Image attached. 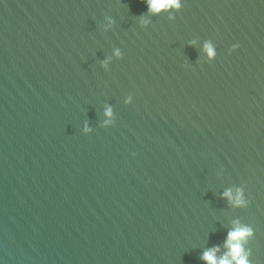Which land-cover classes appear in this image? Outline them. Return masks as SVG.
<instances>
[{
  "label": "water",
  "instance_id": "water-1",
  "mask_svg": "<svg viewBox=\"0 0 264 264\" xmlns=\"http://www.w3.org/2000/svg\"><path fill=\"white\" fill-rule=\"evenodd\" d=\"M182 4L0 0V264H264V0Z\"/></svg>",
  "mask_w": 264,
  "mask_h": 264
},
{
  "label": "clouds",
  "instance_id": "clouds-1",
  "mask_svg": "<svg viewBox=\"0 0 264 264\" xmlns=\"http://www.w3.org/2000/svg\"><path fill=\"white\" fill-rule=\"evenodd\" d=\"M148 7V11L151 14H160L162 12L170 11H180L183 7L182 0H144ZM205 51L210 60L215 59L216 52L211 43H206ZM240 48L239 43L232 45L230 49L231 52H236ZM117 56H120V52H116ZM106 66V65H105ZM132 99L129 97L128 103H131ZM109 120L106 123L113 122V111L109 107L105 113ZM85 131L90 132L87 126H85ZM224 197L228 199L230 204L236 207H245L250 203L249 199L245 198V193L243 189L237 188L235 191L229 190L224 193ZM254 235L253 229L236 223L234 229L228 233L227 239L225 241L226 253L222 257H218L217 253L220 252L219 248H214L206 251L203 254L202 259L207 262V264H250L249 256L250 253L246 250L245 244Z\"/></svg>",
  "mask_w": 264,
  "mask_h": 264
}]
</instances>
